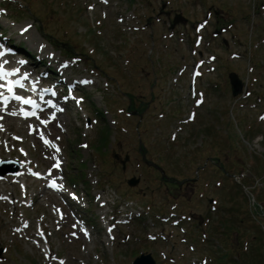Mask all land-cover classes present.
I'll return each mask as SVG.
<instances>
[{"label":"rangeland","instance_id":"obj_1","mask_svg":"<svg viewBox=\"0 0 264 264\" xmlns=\"http://www.w3.org/2000/svg\"><path fill=\"white\" fill-rule=\"evenodd\" d=\"M24 1L8 3L7 16L0 18L4 35L43 55L52 51L60 56L50 41L60 47L66 46L61 41L76 44L75 55L88 62L82 61L73 72L83 74L85 69L96 68L108 77L104 79L98 72L93 87L85 90L92 107L103 112L97 124L83 128V115H98L92 113L93 108L88 111L87 102L81 111L69 107L62 118L67 129L62 136L67 174H84L86 185L75 183L89 197L83 215L91 220L94 236L90 242H70L57 232L51 226L53 197L32 192L27 181L29 195L33 193L32 207L18 209L0 202V264H57L44 258L35 238L12 234V227L27 219L31 225L25 235L35 237L41 216L46 217L45 231L51 233L53 250L66 258L65 264H131L140 252H149L157 264H173L170 257L176 264H194L201 258H206V264H264V119L257 118L264 109V0H109L100 7L105 17L100 10L85 7L91 0H28L30 10ZM5 3L0 0L1 6ZM176 12L186 22L169 29ZM208 13L209 23L201 32L203 41L193 56V27ZM133 14L142 16L146 27L129 33L117 18L129 22L127 18ZM97 19H101L100 26ZM24 24L31 27L23 35L17 34ZM216 25L226 28L225 32L213 36ZM231 53L239 56L231 58ZM210 55L216 57L211 64L215 69L197 78L206 99L197 107L189 94L188 76L197 59ZM183 65L187 72L175 82ZM90 69L88 76H92ZM230 71L239 72L247 81V97L231 96L226 77ZM104 81L109 83L106 89ZM128 103L137 113L117 112ZM145 104L148 111L141 112ZM193 110L195 119L188 122ZM84 141L88 149L79 148ZM26 146L38 161H45L32 146ZM72 149L78 157L69 155ZM112 149L117 154L114 162ZM0 152L5 157L1 147ZM141 153L162 170L147 166ZM125 155L128 160L121 169ZM96 172L101 179L96 177L93 185L90 181L95 180ZM239 172L244 177L239 179ZM133 175L139 182L128 191L125 181ZM256 185L261 186L257 194L253 191ZM10 191L20 194L15 185L0 183V193ZM125 192L137 195L127 198L136 201L141 217L115 229L116 238L111 242L105 238L99 218L104 211L109 215L127 208ZM94 193L101 194L104 207L92 201ZM208 197L216 200V210H209ZM173 205L178 213L194 217L183 221L184 235L177 228L170 230L168 224L163 226L157 218V214L167 215ZM148 234L157 239H148Z\"/></svg>","mask_w":264,"mask_h":264},{"label":"snow or ice","instance_id":"obj_2","mask_svg":"<svg viewBox=\"0 0 264 264\" xmlns=\"http://www.w3.org/2000/svg\"><path fill=\"white\" fill-rule=\"evenodd\" d=\"M104 2L106 3L107 0H104ZM206 23V22H205ZM28 27H31L30 25ZM201 28L204 27V25H201L200 26ZM199 30V29H198ZM23 31H27V28L23 29ZM10 51V50H9ZM5 55V51H0V57H3ZM8 63V61L4 60L2 62H0V80H5L7 79V77L9 76H12V75H15L16 72L19 71V69H15L13 70L12 72H8L4 69V64ZM19 63L23 64L25 63L24 61H19ZM197 75H199V73H197ZM28 77V74H24V76L22 77V79H19V80H15V81H8V84L5 85V84H0V88H5L7 87V91L9 93H11V99H15L17 101H20L21 103L23 104H30L33 106V108H39L40 106L34 101L32 100L31 98H24L22 96H19V95H16L14 92H13V88L14 86H19L20 88H23L24 87V84H23V80L27 79ZM84 83H90V81H84ZM33 90H35V85H33ZM49 91L48 89H45L44 92H47ZM53 95H55V93L53 92L52 93ZM43 98V95H41V99ZM0 99H3L4 100V103H5V106L7 105V102H8V99L9 97H5L3 95L2 92H0ZM49 104H51V101L48 102ZM53 107H55V105H52ZM21 111L23 112V114L25 115V117L27 116H36L37 113L36 111H31V112H27V111H24L23 109H21ZM59 111H63V109H59ZM13 115H15V113H13ZM53 119L55 118V115L53 114ZM41 123H44V124H47L48 121H41ZM41 138L43 139V133H41ZM44 142L46 144H49L51 145L52 147H55L56 148V151L58 152L60 149L58 147H56L55 145L52 144L51 141H48V140H44ZM59 162H57L54 167H59ZM36 175H39L38 173ZM50 187H55V188H61L62 185H57L55 181H52V183L49 185ZM4 197H0V199H3ZM27 226V225H26ZM109 231H111V229H109ZM41 236L44 235L43 232L39 233ZM61 264H63V262H61Z\"/></svg>","mask_w":264,"mask_h":264},{"label":"water","instance_id":"obj_3","mask_svg":"<svg viewBox=\"0 0 264 264\" xmlns=\"http://www.w3.org/2000/svg\"><path fill=\"white\" fill-rule=\"evenodd\" d=\"M230 79H231V83H232L233 87L234 88L236 87L235 89H233V94H236L238 92L239 82L236 81L235 76L233 74H230ZM134 264H151V261H150L149 257L146 256V257H141L139 259H136L134 261Z\"/></svg>","mask_w":264,"mask_h":264},{"label":"bare ground","instance_id":"obj_4","mask_svg":"<svg viewBox=\"0 0 264 264\" xmlns=\"http://www.w3.org/2000/svg\"><path fill=\"white\" fill-rule=\"evenodd\" d=\"M11 121H13V119H8V123L11 124Z\"/></svg>","mask_w":264,"mask_h":264}]
</instances>
